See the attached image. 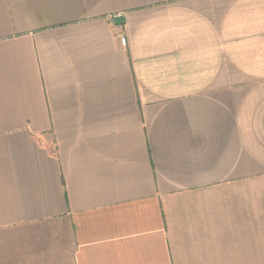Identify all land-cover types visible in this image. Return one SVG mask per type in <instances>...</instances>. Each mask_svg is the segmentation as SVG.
Masks as SVG:
<instances>
[{
  "label": "crops",
  "instance_id": "1",
  "mask_svg": "<svg viewBox=\"0 0 264 264\" xmlns=\"http://www.w3.org/2000/svg\"><path fill=\"white\" fill-rule=\"evenodd\" d=\"M0 264H264V0H0Z\"/></svg>",
  "mask_w": 264,
  "mask_h": 264
},
{
  "label": "built area",
  "instance_id": "2",
  "mask_svg": "<svg viewBox=\"0 0 264 264\" xmlns=\"http://www.w3.org/2000/svg\"><path fill=\"white\" fill-rule=\"evenodd\" d=\"M119 41L122 46H126V39L124 37H121Z\"/></svg>",
  "mask_w": 264,
  "mask_h": 264
}]
</instances>
